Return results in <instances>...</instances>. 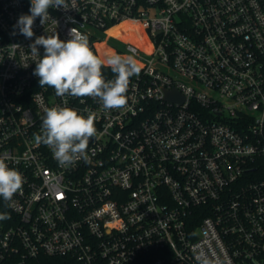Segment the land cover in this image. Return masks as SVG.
<instances>
[{"label": "built area", "instance_id": "2783aa9c", "mask_svg": "<svg viewBox=\"0 0 264 264\" xmlns=\"http://www.w3.org/2000/svg\"><path fill=\"white\" fill-rule=\"evenodd\" d=\"M30 3L0 0V156L24 178L0 264H264V0H67L28 39ZM72 28L134 56L126 107L40 87L29 45ZM57 105L94 114L88 162L36 144Z\"/></svg>", "mask_w": 264, "mask_h": 264}, {"label": "clouds", "instance_id": "9594fccd", "mask_svg": "<svg viewBox=\"0 0 264 264\" xmlns=\"http://www.w3.org/2000/svg\"><path fill=\"white\" fill-rule=\"evenodd\" d=\"M50 8L69 9L67 0H31L30 14L20 15L13 26L14 30L18 29L21 35L31 39L34 21L40 18V23L45 24L50 19ZM69 36L65 41L54 32L36 37L29 45L31 56L37 58L34 60L33 75L39 78L40 87L54 89L59 97L98 99L106 110L126 107L130 78L141 72L134 56L114 54L107 57L105 62L93 53L86 35L72 28ZM41 46L44 49L42 57L38 51ZM104 66L111 69L115 79H105ZM96 135L93 113L85 116L66 105H57L44 109L41 133L34 138L36 144L42 143L52 151L61 167H69L80 160L89 161V141ZM7 158V154L0 156V198L7 207H11L14 195L22 190L24 178L17 169L9 167ZM7 219H10L7 213H0V221Z\"/></svg>", "mask_w": 264, "mask_h": 264}, {"label": "rangeland", "instance_id": "374dc122", "mask_svg": "<svg viewBox=\"0 0 264 264\" xmlns=\"http://www.w3.org/2000/svg\"><path fill=\"white\" fill-rule=\"evenodd\" d=\"M109 44L111 45V46H114L115 48H118V46L115 44V43H113V42H109ZM120 48H123V46H119Z\"/></svg>", "mask_w": 264, "mask_h": 264}]
</instances>
